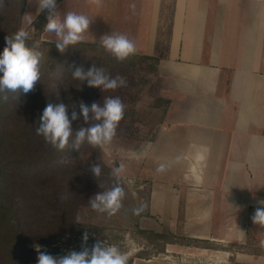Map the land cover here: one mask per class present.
Wrapping results in <instances>:
<instances>
[{
	"label": "crops",
	"instance_id": "crops-1",
	"mask_svg": "<svg viewBox=\"0 0 264 264\" xmlns=\"http://www.w3.org/2000/svg\"><path fill=\"white\" fill-rule=\"evenodd\" d=\"M24 1L25 17L44 22L42 40L56 43L43 30L47 13ZM57 8L92 19L83 43L124 34L135 54L156 59L165 106L133 153L167 234L180 226L207 241L206 264H264V251L245 247L247 218L264 200V0H57Z\"/></svg>",
	"mask_w": 264,
	"mask_h": 264
},
{
	"label": "rangeland",
	"instance_id": "rangeland-1",
	"mask_svg": "<svg viewBox=\"0 0 264 264\" xmlns=\"http://www.w3.org/2000/svg\"><path fill=\"white\" fill-rule=\"evenodd\" d=\"M8 5H10L9 0H5L4 4L0 5V16L5 14V8ZM38 22L40 24L35 25L37 21L33 23L31 17H25L24 6L20 28L29 32L28 45L35 46L44 53V59L41 63V76L40 81L36 83L31 92L21 93L19 96L16 93H7L8 100L6 102L0 101L1 129L6 128L9 137H11L12 131L17 135L22 131L21 128L14 127L15 124H11L13 123L12 120L8 121L7 127L3 124L5 117L11 114V110L15 106L19 108L18 112L22 114L28 111L26 110L28 107L34 113L41 114L45 106L50 103L51 98L65 97L70 93L72 95L80 94L81 98L87 99L86 104L88 105L93 102L102 104L104 97L107 96H118L125 105V115L119 123L116 136L111 144L105 145L102 149L93 148L85 143L79 151L69 147L61 153L56 149L53 151L51 145L46 142H39L37 147L40 152L49 154L44 163H32L33 165L28 166L26 170L23 169L22 164L14 163L16 158L24 157L25 153L22 152L23 148L19 142L0 149V213L5 212L6 207L11 204L16 206L17 210V212L15 210L12 213L14 219L11 221L15 225L11 233L14 237L11 245L15 246L13 252L11 246L10 249L9 246L6 247L5 245L0 247V253L4 257L2 264H37V255L34 256V259H26L30 256L21 253L22 247L36 252L34 245H40L42 251H47L54 256L63 255L69 250L79 251L82 245V235L85 231L89 236L88 247H91L96 240H106L109 244H116L122 252L129 256V264H206L209 262L206 255L200 253L202 248L209 246L207 241L187 238L182 233L180 226L176 229V234L170 237V234L166 232L167 227L160 222L159 215L152 213L153 211L149 206L151 183L144 181L142 176L144 166L142 156L140 157L139 153H133L134 144L141 141L149 142L153 137L164 110L165 104L156 96L153 82L156 61L143 58L137 54L124 61H118L111 53L94 43L67 48L61 54L52 43H46L42 40V28L40 27L42 21L39 20ZM3 23L4 20L1 19L0 27L3 31L11 29ZM4 46L5 40L0 38V52L3 51ZM93 66L103 69L105 74L111 77H123L126 86L115 91L104 92L101 89L88 87L84 81L73 79L72 72L77 67L87 71ZM21 96L42 97L45 104H40L34 97H32V102L29 100L27 103L26 100H23L22 103ZM67 109L72 111L73 107L70 105L67 106ZM137 156H139L138 159L135 158ZM62 157L67 161L66 163L60 162ZM37 159L41 158L38 157ZM8 161H13V163L8 165ZM38 161L40 162V160H35V162ZM93 163L101 165L102 175L100 179L91 174L90 165ZM121 164L124 166L121 182L125 187L126 196L122 209L116 215L109 217L106 214H99L90 208L89 202L78 205L73 212L58 199V195L62 192L76 194L73 191L80 187L79 191L83 193L81 189L86 187L88 188L87 199L89 201L97 192L113 186L114 178L111 175V170ZM54 165L57 167H52ZM64 169L68 172L65 173ZM84 172L89 174L86 175L85 179L82 178ZM62 180L67 184L78 180L83 186L72 185L58 188L57 185L61 187ZM27 181L30 185L28 189L25 188L27 196L32 193L34 195L37 193L41 196L46 195L47 199L56 203L57 209L63 207L62 212L58 210L59 213L54 214L53 218L52 215L50 216L49 227L47 228L40 227L39 223L45 225L47 222L39 221L38 216L35 217L37 221L33 222V226H29L34 217L31 214L28 216L29 213L27 214V210H24L26 209V204L22 200L24 193H21L19 188V183L22 184ZM52 184L55 185V188L51 187L52 191L49 197V190L45 187ZM43 199L42 197L39 198L41 201ZM141 204L147 205L145 211L139 215H134L132 209ZM181 214L182 211L179 215L180 221ZM253 214L254 212L247 218L251 234L249 230L250 237L248 245L245 247L253 252H262L264 251V226L253 224L251 219ZM77 215L83 218L84 225L74 222ZM21 225L24 230H22ZM53 227L56 229H52ZM170 239H173L175 243H168ZM232 246L233 248H240V245ZM190 251H194V253L191 254Z\"/></svg>",
	"mask_w": 264,
	"mask_h": 264
},
{
	"label": "clouds",
	"instance_id": "clouds-1",
	"mask_svg": "<svg viewBox=\"0 0 264 264\" xmlns=\"http://www.w3.org/2000/svg\"><path fill=\"white\" fill-rule=\"evenodd\" d=\"M4 2L5 0H0V5ZM28 2L37 6V14L47 13V22L43 30L55 34V46L61 54L69 46L82 42L85 34L89 32L92 19L85 14L71 11L62 17L57 8V0H28ZM28 38L29 32L24 28L5 37V46L0 52V101L8 100L7 93H16L18 96L21 93L27 94L40 81L44 53L35 46H29ZM101 43L103 48L118 61H124L136 53L134 42L124 34H106L101 38ZM72 77L75 80L86 82L90 88L101 89L104 92L115 91L126 86L123 77H111L106 75L103 69L94 66L87 71L77 67L72 72ZM78 108V112L73 110L69 116L64 103H48L36 122L38 124L35 128L36 134L42 136L46 143L61 153L69 147L79 151L85 143L99 149L111 144L120 121L124 119L125 105L122 100L118 96H107L104 97L102 104L93 102L88 105L81 101ZM81 117L87 126L74 131L72 122ZM60 162L66 163L67 161L62 157ZM123 170L122 164L114 167L111 170L114 178L113 186L97 192L89 200L93 211L111 217L122 209L126 196L125 187L121 182ZM90 171L97 179L102 175L99 163L91 164ZM67 198V195L62 194L59 199L63 202ZM258 203L260 206L255 209L251 219L253 224L264 226V200ZM146 207L147 205L141 204L133 208L132 212L134 215H139L145 211ZM74 222L84 225V220L79 215L74 218ZM88 239V233L85 231L79 251L69 250L59 256L42 251L40 245H34L37 252V264H129V256L122 252L116 244H109L106 240H96L91 247H88Z\"/></svg>",
	"mask_w": 264,
	"mask_h": 264
},
{
	"label": "trees",
	"instance_id": "trees-1",
	"mask_svg": "<svg viewBox=\"0 0 264 264\" xmlns=\"http://www.w3.org/2000/svg\"><path fill=\"white\" fill-rule=\"evenodd\" d=\"M9 3H10V5H8V7L5 8V11H6L5 14L3 16H0V24H1V19H2V20H4L3 24H6L8 27L11 28L9 30L7 29V31H3L0 27V29H1L0 38H2L3 40H5V37L7 35H12L17 30L20 29L21 16L23 14L24 6H25L24 0H9ZM52 44L54 47H56L55 46L56 43H52ZM83 45H91V44L80 42L74 46H83ZM74 46H69L68 48H73ZM100 47L103 48L102 46H100ZM142 57L156 61V59H153L150 57H145V56H142ZM32 97L37 99L40 102V104H42V105L45 104V103H43L44 100L42 99V97H37V96H32ZM32 97L21 96L20 99H21L22 103H23V100H26V102L28 103L29 100H31V102H32V100H33ZM98 100L99 99L97 97V101ZM81 101H83L84 103H87V99L81 98L80 94L72 95L70 93V94L66 95L65 97H57V98L53 97V98H51L50 103H52V104L64 103L66 106L71 105L73 107L72 111L75 110L78 112L79 111L78 105ZM15 108H16V106L14 107L13 110H11V114H8L7 117H5L3 124L7 127L9 125L8 121L12 120L13 123H11V124H15L14 127L21 128L22 131L18 135L15 134L14 131H12L11 137H9L8 130L6 128L4 130H2L1 129L2 127H0V149L1 148H7L8 145L11 146L15 142H19V145H21L23 148L22 152H25V153H24V157L16 158L14 163H16L18 165L22 164L23 169L26 170V168L30 165L44 163L45 162L44 160L49 153L43 154L40 152L39 148L37 147V144L39 142H45L44 138L42 136L37 135L36 131H35V128L38 126V124L36 122L38 121L39 116L41 114L34 113L33 110L29 107L26 109L28 111L26 113L22 114L21 112L20 113L18 112L19 108H16V109ZM72 111L68 110L69 116H71ZM82 126H87V125H85L82 117L80 119L72 122V127H73L74 131L78 130ZM51 149L53 151L55 150V148L53 146H51ZM27 151H28V153H27ZM38 157H40L41 159H37ZM35 160H40V162L39 161L35 162ZM12 163H13V161H8V165H10ZM52 167H57V166L54 165ZM64 171H65V173L68 172V170H66V169H64ZM54 173H52V175H54ZM86 175H89V174L84 172L82 178L85 179ZM72 185L73 186H75V185L76 186H83V184L80 183L78 180H74L70 184H67L64 180H62L61 187H59V185H57V187L58 188H64V187L72 186ZM29 186L30 185H29L28 181L23 182L22 184L19 183V188L21 190V193H24V194H22V198L24 197L22 199L23 203L26 204V206H25L26 209H24V210H27V214L29 213L28 216H30V214H31L34 217V219L32 217L33 221L31 220V222L29 223V226H33V222L35 223V221H37V220H35V217L38 216L40 219L39 221L43 220V221L47 222V223H45V225H41V223H39L40 227L42 228V226H43V228H47V227H49L48 222L50 221V216L52 215V218H53L54 214L56 215L57 213H59L58 210L60 212H62L63 207H60L57 209L55 206L56 203L53 200L47 199L46 195L41 196L38 193H37V195H34L32 193L31 195L27 196L25 194V192H26L25 188L27 187L26 189H28ZM51 187L55 188V185L52 184L51 186L47 185L45 187L46 189L49 190V194H48L49 197L51 196V193H50L52 191ZM40 188H42V187L40 186ZM76 189H78V190L73 191V192H76V194H69L70 192H68V194H65L64 192H62L58 195V199L60 198V196L62 194L67 195L68 198L66 200H64L63 202H64V204H66V207L70 208L71 211H73V212L76 210V207L78 205H82L86 202H89L87 199L88 188L84 187L83 189H81L83 191V193H80V191H79L80 187H78ZM41 197H42V199L44 198L42 201L39 200V198H41ZM57 204L59 205V203H57ZM15 210H16V206L11 204V205L6 207L5 212L0 213V221H1L0 222V247L5 245L6 247L9 246V249H10V246H11L12 252H13V248L15 245H11L13 243L12 241H14V237L11 233H12L15 225L12 224L11 221L14 219V216L12 215V213H14ZM16 212H17V210H16ZM21 228H22V230H24V227L22 225H21ZM52 229H56V227L55 228L53 227ZM173 236H174V234H170V237H173ZM172 242H174L173 239L168 240V243H172ZM21 253L30 256L26 259H30V258L34 259V256L37 255V252H34L30 249H27L26 247H22ZM3 260H4L3 254L0 253V264H2Z\"/></svg>",
	"mask_w": 264,
	"mask_h": 264
}]
</instances>
